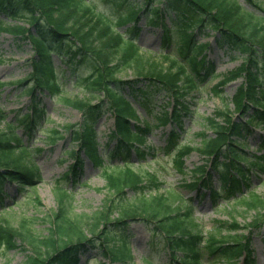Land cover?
Returning a JSON list of instances; mask_svg holds the SVG:
<instances>
[{
	"label": "trees",
	"instance_id": "16d2710c",
	"mask_svg": "<svg viewBox=\"0 0 264 264\" xmlns=\"http://www.w3.org/2000/svg\"><path fill=\"white\" fill-rule=\"evenodd\" d=\"M248 1L252 4L253 0ZM248 10L239 0H0V27L5 22L1 16L6 20L26 21L28 28L18 27L22 32L16 35V40L29 42L33 50L27 61L32 72L18 82L22 94L30 98V111L23 115L18 111L16 121L7 122L0 110L2 206L8 198L5 183L20 184L21 192L27 184H33L37 176L36 170L26 163L28 149L17 130L22 129L30 139L39 131L47 113L43 95L82 113L79 124L63 127L78 147L77 153H73L77 163L67 173V180L78 178L83 152L98 166H105V158L124 162L121 168L129 169L133 176L123 186L110 184L119 196L128 186L144 195L158 192L162 184L155 175L146 173L147 181L143 183L142 175L132 171V151L142 164L149 150L148 147L141 149L146 139L155 130L170 125L166 145L160 150L167 155L172 152L174 164L182 171L183 158L192 151L180 141L185 133V118L191 115L183 97L215 78L214 62L206 60L212 50L211 42H202L204 38L213 37L216 49L230 61L243 60L239 113L248 114L250 108L255 109V113L243 124L231 121L228 128L227 125L215 126L217 140H205L202 150L214 156L211 169L209 172L199 169L195 181L185 186L197 191L201 198L208 192L215 206L239 194L238 205L258 215L248 236L241 233V226L233 218L231 223L221 225L227 229V240L217 237L206 240L188 226L193 218L191 205L175 206L164 195L151 199L140 197L120 205L108 199L98 213L88 218L74 215L66 189L68 193L61 198L56 194L58 208L49 216L46 236L35 234L28 227L27 218L16 228L1 216L0 242L14 247L15 239L23 238L32 248L26 264H80L81 257L90 251L104 255L112 263L127 264L132 257L127 219L141 216L151 234V245L163 246L174 261L177 254L182 253L179 264H199L204 249V256L209 258L229 262L243 259V264H255L251 234L252 230L258 231L264 226V195L249 192L251 170L247 167L251 165L245 166L246 159L238 151H243L239 144L245 141L246 133L253 126L264 124V11L256 6ZM144 26L157 35L160 57L169 62V69H176L175 76L182 80L169 83L159 74L154 76L156 73L144 76L138 64L137 45ZM56 58L59 65L55 63ZM133 65L139 76L118 77ZM68 84L78 88L83 97L71 98ZM162 89L168 91L170 99L166 106L155 111V95ZM136 104L143 107L144 116L138 113ZM106 114L113 117L114 126L107 136L104 158L98 149L96 125ZM63 129H51L46 138L48 143L63 139ZM256 164L262 169L260 161ZM213 172L218 177L217 189L213 187ZM117 211L122 218L116 222Z\"/></svg>",
	"mask_w": 264,
	"mask_h": 264
},
{
	"label": "rangeland",
	"instance_id": "374dc122",
	"mask_svg": "<svg viewBox=\"0 0 264 264\" xmlns=\"http://www.w3.org/2000/svg\"><path fill=\"white\" fill-rule=\"evenodd\" d=\"M239 2L252 10L254 6L264 11V3L260 0H253L252 4L248 0ZM253 5V7H252ZM5 22L0 27V110L5 114L7 122L16 121V112L21 115L29 112L30 98L22 94V89L18 82L27 77L32 72V68L27 65V61L32 56V47L29 42L21 43L16 40V35L22 31L18 27L28 28V23L23 19L9 20L3 18ZM144 25V22H143ZM152 29L144 26L140 34L137 45L139 47V67L144 71V76L160 75L169 83L182 80L175 76L176 69H169L170 64L159 55V39L151 31ZM211 42L212 50L209 52V61L214 62L215 78L206 84H200L198 90L192 91L183 97V101L190 107L191 115L185 118L184 134L180 139L184 146L192 148L190 154L183 158L184 167L182 171L174 164L172 152L170 155L160 150L166 145L167 134L171 126L155 130L147 139L141 149L148 147V154L142 164L132 151L131 169L134 173L142 175L146 183V173L155 175L162 187L158 192L151 195H144L141 191L131 190L126 187L124 194L118 195L116 190L110 188V184L120 187L128 184L132 179L131 171L121 168L124 162L121 160H109L105 158L107 147V136L114 126V119L106 114L96 125L98 133L99 153L105 158V166H98L82 152L80 155L81 163L79 166L78 178L72 181L67 180V173L77 161L73 158V153L78 151L77 145L64 126L79 124L82 121V113L71 106L61 103H54L48 96H42L43 106L47 113L45 121L42 122L39 131L32 139L25 136L22 129L17 130V134L23 139V143L28 149L26 163L35 169L37 176L33 184H27L24 189H19L20 184L7 182L4 185L7 194L5 203L0 204V217H5L12 222L16 228H20L22 219L30 220L31 230L35 234L46 236L49 233V216L58 208V197L66 195L69 191L73 213L77 216L92 218L98 213L108 199L114 200L116 205L134 202L140 197L151 199L155 196L164 195L170 203L175 206L185 208L191 205L193 208V218L188 226L191 231L201 233L206 237H217L220 240H227L229 235L226 228H221L224 223H231L234 218L236 223L241 226V233L249 235V229L253 227V220L258 215L253 211H246L238 205L241 195H236L232 200L214 205L210 194L205 192L204 197H200L198 192L187 188L195 181L198 170L209 172L211 169L212 156L206 155L202 150L205 140H217L215 126L229 127L231 121L238 124L245 123L251 119L255 109L250 108L248 114H240L242 95L240 88L243 84V60L237 59L230 61L222 52L216 49L213 37L204 38L202 42ZM57 65L60 64L58 58L55 59ZM207 63V62H206ZM158 72V73H157ZM240 73V74H239ZM162 75V76H161ZM137 74L136 66L126 68L118 77L132 79ZM231 77L233 80L225 79ZM234 77V78H233ZM216 89L214 90V88ZM68 95L73 97H83L78 88L67 85ZM170 99L167 90H160L155 95V111L166 106ZM138 113L144 116L143 107L135 105ZM58 127L63 129L64 138L55 144H49L46 140L51 129ZM202 135H206L204 139ZM264 124L252 128L246 133L245 141L240 143L243 151H238L241 157L246 159L249 168V192L257 195H264ZM114 144H111L113 146ZM256 161H260L261 168H257ZM120 167H118V166ZM112 167V168H111ZM112 175V176H111ZM213 187H219L218 177L213 172ZM110 182V183H109ZM68 191H67V190ZM172 192V194H171ZM57 194V195H56ZM38 199V200H37ZM122 214L117 211L114 220H121ZM143 217L128 218L129 225L128 243L131 251V262L127 264H179L182 253H178L174 261L168 252L161 248L152 246L151 234L147 230ZM1 224V223H0ZM264 226L261 230H252L251 251L254 256L255 264H264ZM16 245L9 247L8 243L0 242V264H26L28 256L32 253V248L28 246L21 237L15 239ZM205 248V247H204ZM202 251V261L199 264H243L244 260L229 262L209 258ZM80 264H118L112 263L107 257L96 251H90L81 257Z\"/></svg>",
	"mask_w": 264,
	"mask_h": 264
}]
</instances>
